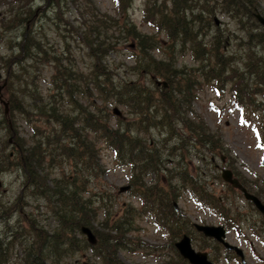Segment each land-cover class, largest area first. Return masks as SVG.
<instances>
[{
	"label": "trees",
	"instance_id": "16d2710c",
	"mask_svg": "<svg viewBox=\"0 0 264 264\" xmlns=\"http://www.w3.org/2000/svg\"><path fill=\"white\" fill-rule=\"evenodd\" d=\"M37 1L38 9L34 8ZM218 1L146 0L142 25L163 34L164 43L158 35L138 30L129 16L133 0H114L113 16L102 13L94 0L10 1L12 16L0 21L4 32L0 43H6L3 45L11 52L0 58V70L5 73L1 98L8 107L7 114L3 107L0 128L12 138L8 147H14V156L0 154V172L3 168L20 169L24 192L44 200L55 226L43 230L30 216L22 215L24 228L13 227L0 241V264L9 263L11 259L6 258L16 246L21 254L14 264H68V259L86 250L92 252L89 264H127L119 253L153 255L166 247L176 252L174 243L189 235L187 227L191 226L182 210L174 207L185 191L196 203L216 211L226 225L239 229L242 217L239 213L232 217L230 205L234 204V194L242 195L226 184L221 195L211 192L205 179L200 181L189 169L191 154L210 166L215 157L221 160L224 156L238 181L264 203V184L258 185L262 181L255 178L249 184L240 177L234 167L236 159L221 134L211 130L193 110L203 85L222 88L233 82L234 103L251 106L252 112L260 115V132L255 133L264 150V53L252 52V43L264 46V31L253 32L263 29L255 19L257 4L254 0ZM69 5L75 9L74 22L64 17ZM220 7L245 32L246 41L240 40L246 51L242 70L233 65V54L227 53L230 37L224 38L214 21ZM36 10H41L37 18L41 22L32 23ZM47 23L64 43L61 53L47 43ZM17 29L19 33L9 36ZM72 42L86 51L90 64L85 69L64 63L71 56ZM127 46L135 51L130 70L140 75L136 79L119 77L107 61L112 52ZM185 50L191 51L194 62L188 68L179 66L176 58ZM156 51L161 52L159 59ZM43 66L51 69L44 96L39 87ZM156 80L165 82L166 87L157 85ZM253 96L262 99L254 101ZM80 98H85L83 104ZM111 107H120L125 113L116 117ZM16 116L33 123L31 141L17 137L13 126ZM152 130L164 137L162 147L146 139ZM98 142L111 152L118 166L128 169V192L138 202L137 208L127 204L114 210L110 192L101 187H94L96 192L89 189L84 173L90 171L99 177L101 172ZM57 168L59 176L53 177ZM247 205L252 207L249 202ZM11 210L3 209L1 216L7 217ZM142 218L169 238L166 244L149 245L137 237V221ZM251 225L256 238L264 237V218ZM81 227L92 231L95 245L87 244ZM226 252L225 257H229L230 252Z\"/></svg>",
	"mask_w": 264,
	"mask_h": 264
},
{
	"label": "rangeland",
	"instance_id": "374dc122",
	"mask_svg": "<svg viewBox=\"0 0 264 264\" xmlns=\"http://www.w3.org/2000/svg\"><path fill=\"white\" fill-rule=\"evenodd\" d=\"M10 1L11 0H0V21L4 17L8 19L12 16V12L9 11V8L11 7ZM94 1L102 13H106L111 16L115 15L114 0ZM221 1L222 0H219L218 3L220 4ZM254 1L257 4L256 10L264 17V0ZM145 2L146 0H133L132 6L129 10V16L134 21L138 30L146 34L150 33L151 35H158L159 42L164 43L165 36L163 34H157L155 30L149 28L146 24L142 25ZM34 5H37V7H34L36 9L41 7L38 6V1L35 2ZM74 12V7L69 5L68 8L65 9L66 14H64V17L70 22H74V20H72V17L75 15ZM35 14L36 15L33 19L34 21L32 22V20H29L27 25L30 24V22H41V20L37 19L41 15V10H36ZM213 17L217 19L219 24L218 29L224 38L228 36L230 37V45L227 49V53L233 54V65L237 69L242 70L244 58L243 54L246 51L243 50V42H240V40L242 39V41H246L244 38L245 32L240 30V28L235 24V20L232 18V15L224 13L221 10V7L220 10L217 9L215 11ZM242 22L245 23L246 21L242 20ZM245 26L248 28L249 24H246ZM27 27L29 28V25ZM46 27L48 33L47 43L61 53L64 51V43L61 42L55 34L54 26L51 23H47ZM263 31L264 28H257L253 30L254 33ZM19 32V29H17V31L12 30V33L9 34V36H14V34ZM3 33L2 24H0V35ZM211 34L212 33H210V35ZM208 40L209 39L206 38V41ZM3 44L6 46V43H0V58L7 57L11 54V52L8 51ZM69 46L72 57L69 56L68 59L64 60V63L67 65L74 64L75 68L78 70L88 67L90 61L86 57V51L81 48L78 49V44L76 42H72ZM252 46L254 47L252 52L264 53L263 45L252 43ZM132 50L134 49H131L129 46L124 48L120 47V49H117L116 52H112V54L108 56V64L110 65L112 71L119 75V77H131L134 79L140 77V75H137V73L130 70L133 66L135 55V51ZM154 55L157 59H159L161 57V52L158 53V51H156L154 52ZM180 55L176 56L179 66L184 65L188 68L192 65V63H194L191 59V51L185 50ZM63 58H66V56ZM126 69H129L128 73H126ZM50 73V66L48 68L43 66L40 71L39 87L43 96L46 95L49 90L48 82ZM0 76H2V78L0 77L1 85L2 79L5 77L3 70H0ZM253 82L254 78L251 77L249 79V83L252 84ZM213 85L215 84H205L197 92L193 110L202 117L211 130L217 131L221 134L225 146L229 149V151H231L232 155L236 159L234 167L240 177L244 178L247 181L246 183L249 184L253 179L258 178L262 181V183L258 184L259 187H261V185L264 184V150L259 146L258 137L255 133L256 131L260 132V115L257 112H252L251 106L245 105L244 107H238L234 103L232 92L233 82L226 86H222L223 89L216 88ZM218 89L222 91H218ZM252 98L254 101H260L262 96H253ZM84 101L85 98H80V103L83 104ZM65 107L68 111L72 109L70 106ZM112 108L113 107H111V109ZM118 108L125 113L123 109L120 107ZM2 119L3 104L0 103V126L2 125ZM15 123L16 124L13 126L17 131V137L31 141V137L33 135L32 128L34 126L33 123L29 124L25 121H21L17 116ZM110 124L113 126L115 125L114 118H111ZM145 137L147 140L153 139L154 142L162 147V140L164 137L160 136L158 132L152 130L149 134H146ZM9 138L11 137L5 132L4 128H0V154H2L1 152L8 154L11 151L8 147L9 143L6 144V141H8ZM97 146L100 151L99 164L101 165V172L99 173V177H94L90 171L84 173L86 181H88L89 184V189L92 190L94 187H101L105 191L110 192L113 197L114 210H119L120 207H125L127 204L137 208L139 204L129 192L119 193V189L121 187L126 185L130 186L128 182V169L126 167L118 166L116 161H114L111 152L107 151L101 142H98ZM169 147H172V144L167 146V148ZM167 153L168 152L165 151V156ZM188 157L192 159L191 162L188 163V167L192 170V174L198 177L200 181L205 179V181L209 184L208 189L216 195H221L219 193L221 190H225V187L224 182L222 180L219 181L218 178L220 177V171H217L214 168V165L210 166L201 163V161L198 160L194 154H191ZM215 161V164L222 167L219 156L215 157ZM171 165L172 164H170V167L173 168ZM3 170L4 171L0 172V241L4 240L5 235L8 234V231L12 230L13 227L21 225L24 228V223L22 222L21 217L22 215H26V218L30 216L34 219V221L38 224V228L43 230L53 229L55 226L54 218L50 213H47L48 209L44 204V200H39L36 196L29 194V192H24L23 172L20 169L15 168H10L8 170L3 168ZM52 176H59L58 168L55 169ZM149 177L152 178V175ZM254 188L256 189V187ZM94 191L96 192L97 189H94ZM19 196H21V201L19 200L20 202H17ZM234 196V204L230 205V208L231 213L233 214L232 217H235L234 214L237 213H239L242 217V221L238 227L240 234L237 230L230 228V225H226L216 211L196 203L190 197L188 191H185L183 198L178 200L177 206L190 219L191 223L213 226L222 225L226 230V241L239 247L243 251L246 264H264V237H261L260 239L256 238L252 233V230L249 228V224L252 226V222L261 221L262 216L252 207L248 206L244 199L239 198V196L235 194ZM13 206L15 209L11 210L10 208ZM3 209L11 210L7 217L1 216ZM98 219L101 221L102 217L99 216ZM137 225L139 227L137 237L149 245H164L169 239L164 233L158 231L155 226L150 223V221L144 218H142V220H138ZM187 229L189 235H186L191 238L193 249L200 252H207L209 258L214 264H239L231 255L224 258V254H220L222 251H220L221 249H219V247L218 250L220 253L209 247V245L204 241L205 239L190 226L187 227ZM79 238H83V236L80 235ZM5 242L9 243L10 238H7ZM20 254V248L18 246L9 251V256H7L6 259L11 260L8 264H14ZM88 258L93 260L92 252L86 250L85 252L77 253L74 258L68 259L67 263L89 264ZM119 258L127 264H186L178 255L177 251L174 252L169 247H166V249L160 253H154L153 255H144L139 251L130 254L119 253Z\"/></svg>",
	"mask_w": 264,
	"mask_h": 264
},
{
	"label": "water",
	"instance_id": "95a60500",
	"mask_svg": "<svg viewBox=\"0 0 264 264\" xmlns=\"http://www.w3.org/2000/svg\"><path fill=\"white\" fill-rule=\"evenodd\" d=\"M255 18L259 25L264 27V17H262L258 12L255 14ZM216 25L218 24L217 19H214ZM155 83L157 85L162 84L164 87H166L165 82H160L159 80H156ZM4 83L0 85V91L3 89ZM0 103L4 106V114L8 113V107L7 103L4 102L0 96ZM112 114L116 117H121V111L115 107L112 109ZM224 160L223 158L221 159ZM221 179L224 183L230 185L233 189L238 190L242 195L243 198L250 202L254 208L264 217V204L261 202V200L256 197L255 195L249 193L240 182L233 177V174L228 169H222L221 170ZM129 190V186H123L119 189V193H124ZM175 209H177V204L174 203ZM195 228L198 232H201L204 237L206 238H212L216 240L217 242L221 243L224 248L228 250H232L236 253L237 256H239L242 259V263L244 262V256L241 249H239L236 246L230 245L229 243L225 242V230L222 226H208V225H197L195 224ZM81 234L85 237L86 242L88 245H95L97 240L95 235L92 233V231L87 227H81L80 229ZM175 249L177 250L178 254L183 260L188 261L190 264H212L208 260L207 253L205 252H196L193 250L191 246V242L188 236L183 235L179 241L175 243Z\"/></svg>",
	"mask_w": 264,
	"mask_h": 264
},
{
	"label": "flooded vegetation",
	"instance_id": "af4514ba",
	"mask_svg": "<svg viewBox=\"0 0 264 264\" xmlns=\"http://www.w3.org/2000/svg\"><path fill=\"white\" fill-rule=\"evenodd\" d=\"M2 83H3V79H2ZM1 93H2V90L0 91V96H1ZM8 143H9V145H11V143H12V139L11 138H9L8 139ZM10 152L8 153L9 154V157L11 158V157H13L14 156V147H11L10 148ZM2 154H1V156H3L4 155V153L3 152H1ZM222 161V160H221ZM224 162L227 164V159L225 158L224 159ZM223 163V162H222ZM224 163V164H225ZM214 168L217 170V171H219V170H221L220 168H221V166L220 165H218V164H216V165H214ZM231 171H232V169L231 168H229ZM232 173H233V171H232ZM233 177H235L234 176V174H233ZM191 226V228L192 229H194L195 231H196V228L194 227V224L195 223H189ZM189 227V226H188ZM197 232V231H196ZM198 234H200L201 236H202V234L201 233H199V232H197ZM203 237V236H202ZM190 238V237H189ZM204 238V237H203ZM205 239V238H204ZM190 240H191V238H190ZM206 240H208V241H206ZM208 245H209V247H211L213 250H215L216 252H217V250H218V247H219V249H221L220 251H222V253H220V251H219V253L222 255V254H224V258H225V255L227 254V252L226 251H229V250H226L221 244H219L218 242H216L215 240H213V239H209V238H206L205 240H204ZM211 242V243H210ZM230 252V254L229 255H231L232 257H234V259L239 263V264H246V260H244V262L242 263V259L240 260L237 256H236V254L233 252V251H229ZM207 253V252H206ZM207 258H208V260L209 261H211L212 262V264H214L213 263V261L209 258V255H208V253H207ZM245 256V255H244ZM244 259H245V257H244ZM186 264H190L189 262H187V261H184Z\"/></svg>",
	"mask_w": 264,
	"mask_h": 264
}]
</instances>
